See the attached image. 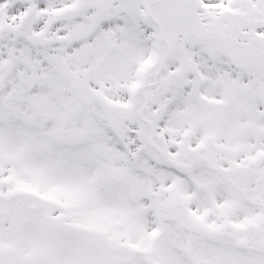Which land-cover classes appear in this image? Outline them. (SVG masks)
I'll use <instances>...</instances> for the list:
<instances>
[{
    "label": "snow or ice",
    "instance_id": "1",
    "mask_svg": "<svg viewBox=\"0 0 264 264\" xmlns=\"http://www.w3.org/2000/svg\"><path fill=\"white\" fill-rule=\"evenodd\" d=\"M0 264H264V0H0Z\"/></svg>",
    "mask_w": 264,
    "mask_h": 264
}]
</instances>
